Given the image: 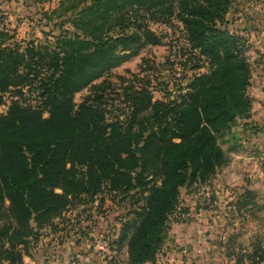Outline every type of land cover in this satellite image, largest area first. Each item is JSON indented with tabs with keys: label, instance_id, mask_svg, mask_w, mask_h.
<instances>
[{
	"label": "trees",
	"instance_id": "16d2710c",
	"mask_svg": "<svg viewBox=\"0 0 264 264\" xmlns=\"http://www.w3.org/2000/svg\"><path fill=\"white\" fill-rule=\"evenodd\" d=\"M232 5L72 0L39 20L52 26L42 33L53 42L0 29V107L11 96L0 114V264H25L45 228L103 205L105 193L130 201L115 241L127 247V264L156 262L181 189L228 163L219 138L251 116L246 40L225 27ZM154 25L181 32L179 62L193 70L186 85L182 69L171 89L154 65L110 81L113 69L167 38ZM254 200L247 192L239 205ZM245 252L237 264L264 263L260 241Z\"/></svg>",
	"mask_w": 264,
	"mask_h": 264
},
{
	"label": "rangeland",
	"instance_id": "374dc122",
	"mask_svg": "<svg viewBox=\"0 0 264 264\" xmlns=\"http://www.w3.org/2000/svg\"><path fill=\"white\" fill-rule=\"evenodd\" d=\"M39 1L0 0V29L11 31V33L15 32L18 40L28 41L38 38L42 42H53L51 37L47 40V37L42 33V31H49L50 27L52 29V26L41 25L39 20L45 13L48 17L57 18V11H60L61 8L70 7L72 0ZM258 4H260V7L264 6V0H233L231 11L227 16L228 23L225 26L231 32L242 36L246 40L245 55L249 59L252 71V78L247 89V95L252 101L251 114L253 112L252 80L257 73L256 68H264V53L261 44L257 43L258 36L253 31L254 29H250L249 32H242L240 25L244 26L245 23H248L254 27L255 11L262 13L261 9H256ZM243 19L244 21L241 23L240 21ZM65 28L72 29L69 24ZM234 28L237 32H234ZM153 29L158 33H167V38L159 46L143 48L137 57L113 69L110 77H108L110 81L117 83V76L119 75L130 76L133 73L142 72V69H146L145 67H149V65H154V67H160L158 79L170 82L171 89L176 87L174 85L181 83L179 80L181 73L179 72L182 69V83L186 85L187 78L193 74V70L190 66L183 68L184 62L182 64L179 62L181 58L178 52L180 47L184 46V42L180 38L182 37L181 32L164 25H154ZM144 62H148V64L145 66ZM87 94V90L77 94L76 102L81 103L83 97ZM10 97L9 94L5 96V107H0V114L5 113L9 107ZM155 97L157 99L161 98L162 93H155ZM248 119L237 118L231 130L222 138H219L228 157V163L219 168L207 181L204 182L197 178L181 189L179 206L171 217L167 238L159 250L156 262L153 264L158 263V260L162 262L161 255H164L165 252L188 248L186 245L181 246L174 240L171 235V226L181 223L188 224L191 227L195 223V207L200 208L203 218H207L209 213L214 215L213 217L216 216L219 224L222 222L224 224L233 223L235 219H240V211L238 212V210L239 207L241 210L244 205H239L243 194H240L238 189L243 185L230 183L234 169H239V166L233 168V172L229 171V168L231 167V159H234L231 153L242 149L245 146V141H247L246 138L253 134H249V132L257 128L252 122L244 121ZM236 179L239 180V178ZM223 190L231 194L224 196L222 195ZM219 192L221 196L217 194ZM251 193V196H254L252 191ZM101 198L106 200L103 205L97 200L94 205L75 208L72 212L67 213L65 223L60 224L56 221V227L45 228L38 241L34 243L30 257L25 258V264H127V247L123 246L122 249H119L115 241L118 239L122 223L129 211L130 201L127 198L121 199L119 196L113 198L108 193L103 194ZM225 204L231 207L228 210L227 220H224L225 214L222 213L221 209ZM214 207L216 208L214 209ZM212 210L213 212H211ZM176 213L178 217L179 213L182 215L180 221L177 216L175 217ZM82 221H84V224Z\"/></svg>",
	"mask_w": 264,
	"mask_h": 264
},
{
	"label": "crops",
	"instance_id": "0c3cea01",
	"mask_svg": "<svg viewBox=\"0 0 264 264\" xmlns=\"http://www.w3.org/2000/svg\"><path fill=\"white\" fill-rule=\"evenodd\" d=\"M256 9H261L262 13L255 11L254 27L245 23L244 26L240 25V28L242 32L254 29L258 36L257 43L261 44L264 53V6L260 7L258 4ZM243 21L244 19L240 22ZM234 32H237L235 28ZM256 72L252 80L253 112L250 118L244 121L252 122L257 128L249 132L253 134L246 138L242 149L231 153L234 159H231L229 168V171L233 172V168L239 166V169H234L230 183L243 185L238 189L240 194L252 191L254 204L244 205L240 210V219L226 224H219L218 218L216 220V216L213 217L211 213L207 218H203L200 208L195 207V223L191 227L181 223L171 226L174 240L188 248L165 252L161 255L162 262L158 260L156 264H237L236 258L246 250L251 251L254 241H260L264 246V163L258 158V155L264 152V68L258 67ZM217 194L221 196L220 192ZM230 194L222 191L224 196ZM229 208L231 207L227 204L221 208L225 214L224 220H227ZM245 263L248 264L249 261L245 260Z\"/></svg>",
	"mask_w": 264,
	"mask_h": 264
},
{
	"label": "built area",
	"instance_id": "2783aa9c",
	"mask_svg": "<svg viewBox=\"0 0 264 264\" xmlns=\"http://www.w3.org/2000/svg\"><path fill=\"white\" fill-rule=\"evenodd\" d=\"M263 62H264V57H263ZM2 106L5 107V104H3ZM258 158L261 161V163H264V152L260 153L258 155ZM178 215H179V217L177 216V213H176L175 217L177 216L179 218V221H180L182 219V218H180L182 215L180 213ZM82 223L84 224V221H82Z\"/></svg>",
	"mask_w": 264,
	"mask_h": 264
}]
</instances>
